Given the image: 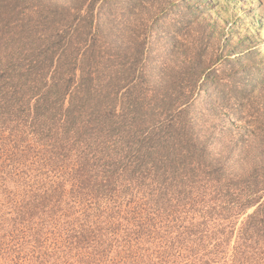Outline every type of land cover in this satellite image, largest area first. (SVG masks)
<instances>
[{"label":"trees","instance_id":"obj_1","mask_svg":"<svg viewBox=\"0 0 264 264\" xmlns=\"http://www.w3.org/2000/svg\"><path fill=\"white\" fill-rule=\"evenodd\" d=\"M213 4L0 0V263L264 264V155L215 144L259 148L264 45Z\"/></svg>","mask_w":264,"mask_h":264},{"label":"rangeland","instance_id":"obj_2","mask_svg":"<svg viewBox=\"0 0 264 264\" xmlns=\"http://www.w3.org/2000/svg\"><path fill=\"white\" fill-rule=\"evenodd\" d=\"M213 5L210 6V12L208 13L211 17V20L216 22L222 29L225 30H232V33L235 31V34L232 36V41L230 42V47L227 49V51H240V50H249L253 47V45L257 44L258 41L264 45V0H213ZM238 19V21L236 20ZM238 40H246V42L238 47L237 41ZM235 53V52H234ZM261 60L264 62V51H262V54L256 53V56L253 61H259ZM255 96L257 97L255 99V102L260 103L256 105V109H253L251 111H248V113L244 112V115L247 117L250 115H253L254 123L257 126H260L259 131L261 134V139L257 140L256 144L259 146V148H256L254 146H251V140L248 141L247 139H244L241 137H236L237 135H231L228 139H225L224 134L220 133V140L217 141L215 144L217 146H221V144H225L226 140L231 141L233 145L239 144L241 141H243L245 144L247 143V148L250 150V154L252 156L250 157V162H248L244 167H236L233 168L236 172H247L250 173V171H244L248 168H252L256 160H259L261 155H264V94L256 93ZM248 114V115H247ZM252 117V116H250ZM250 119V118H248ZM250 119V120H251ZM251 120V121H252ZM236 127L241 129L243 127L242 123H236ZM253 126L256 128V126L253 124ZM210 132L214 133V130H210ZM242 140H241V139ZM218 139V137L216 138ZM256 141V140H255ZM252 151V152H251ZM51 167V166H50ZM16 175H23L25 171L17 170L15 171ZM32 172L33 175H37V171H29ZM57 171H48L47 176L46 175H39L38 177L41 180H47V177H52L56 174ZM65 172V171H61ZM42 173L45 174V171ZM27 175V174H26ZM28 177V176H27ZM43 177V178H42ZM134 204L136 202H133L130 207H134ZM251 213V211H249ZM61 219L60 221H62ZM21 234V233H20ZM19 234V236H20ZM59 234L57 230L54 232H51L50 230L46 233V236L43 238V245L50 246L51 243H53V239L55 235ZM11 239V238H6ZM12 245L14 244L11 243ZM6 255V254H2ZM24 257L22 255H16L14 253H11L10 255H6V261L0 264H22L24 263Z\"/></svg>","mask_w":264,"mask_h":264}]
</instances>
